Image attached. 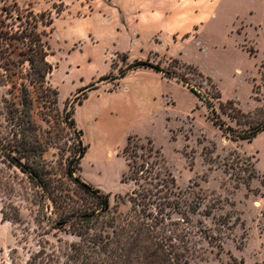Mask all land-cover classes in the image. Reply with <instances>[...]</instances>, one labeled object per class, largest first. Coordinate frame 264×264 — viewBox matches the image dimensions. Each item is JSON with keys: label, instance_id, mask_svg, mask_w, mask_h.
Segmentation results:
<instances>
[{"label": "rangeland", "instance_id": "obj_1", "mask_svg": "<svg viewBox=\"0 0 264 264\" xmlns=\"http://www.w3.org/2000/svg\"><path fill=\"white\" fill-rule=\"evenodd\" d=\"M17 1L24 12H47L53 19L51 27L40 28L54 67L48 82L59 91L61 109L83 101L75 105V119L88 151L76 176L108 194L111 210L92 215L96 201L80 190L66 209L64 203L54 205L16 166V127L6 120L5 103L15 98L10 87L0 85V263L81 264L83 258L72 261L71 244L91 255L93 238L112 235L115 226L124 225L120 219H132L129 196L139 188L122 182L127 172L122 151L128 136L137 135L161 151L183 206L201 204L192 216L194 230L215 237L197 238L198 257L191 264H264V131L251 142L226 138L208 119L205 103L209 99L220 113L219 101H232L249 114L241 124L220 114L237 132L264 120V0H154L150 9H184L189 13L184 19L201 17L190 34H185L189 20L178 33L176 21L171 23L164 29L168 37L138 17L147 0ZM135 61L160 65L175 78L138 69L120 79ZM88 87L83 99L81 89ZM35 122L44 143L49 127L38 115ZM63 140L60 149L49 146L43 155L59 177L69 156L63 150L70 144ZM252 171L257 178L247 188L242 183ZM83 212L91 216L79 218Z\"/></svg>", "mask_w": 264, "mask_h": 264}, {"label": "trees", "instance_id": "obj_2", "mask_svg": "<svg viewBox=\"0 0 264 264\" xmlns=\"http://www.w3.org/2000/svg\"><path fill=\"white\" fill-rule=\"evenodd\" d=\"M0 2L4 4L0 8V85L10 87L9 94L15 99L18 98L5 100L6 120L16 127L13 133L16 142L14 151L18 155L16 166L54 205L61 202L66 209L67 204L73 201L72 194L80 190L96 201L97 210L92 212V215L98 210L101 213H109V195L76 176L82 170V160L88 151V146L83 141V131L77 127L75 119V105H82L83 101L77 98L74 103L67 102L61 109L59 91L48 82L54 67L48 60L49 44L45 40L47 33L40 28L53 25L51 15L47 12L37 14L30 10L24 12L17 0ZM127 60L126 56L124 61ZM182 66L193 70L191 66ZM138 69H152L168 78H175L176 75L163 70L160 65L135 61L127 70L122 71L120 79ZM178 81L202 100L183 78H178ZM89 89L90 87L81 89L83 99L87 98L86 92ZM216 98L220 100L221 96ZM219 102L220 113L209 99L205 100L208 119L224 137L251 142L264 131V120L249 124L248 130H233L222 120L220 114L227 115L238 124H241L242 119L249 118V114L244 113L232 101ZM37 115L49 127L45 131L47 138L44 143L39 138V127L35 122ZM63 138H67L70 144L63 150L69 153V156L66 157V167L59 177L43 160V155L49 146L58 147V143L64 141ZM122 155L127 166L122 182L131 181L139 188L129 196L133 218L120 219L119 222L124 225L119 230L115 226L112 235L100 234L93 238L94 251L91 255H87L81 245L71 244L72 261L76 263L83 258L81 264L85 260L88 261L86 264H191V260L198 257L197 238L201 236L209 242L215 239L207 230H194L192 216L199 214L201 204L190 209L183 206L181 195L176 192L175 178L167 169L161 151L154 147L150 139L144 142L137 135L128 136ZM22 160H25V163H22ZM255 178L257 175L252 171L242 184L248 188ZM63 179L68 181L72 188H63ZM174 215L179 216V220H173ZM211 215L212 211L208 210L206 216ZM90 216L91 214L83 212L79 218L86 220ZM116 221L117 219L114 223ZM73 233L84 239L80 232Z\"/></svg>", "mask_w": 264, "mask_h": 264}, {"label": "crops", "instance_id": "obj_3", "mask_svg": "<svg viewBox=\"0 0 264 264\" xmlns=\"http://www.w3.org/2000/svg\"><path fill=\"white\" fill-rule=\"evenodd\" d=\"M154 0H147L148 4L145 5V8H147L146 10L140 11L138 14V17L140 18V20L142 21H147L149 23H151V25L153 24V22L156 25H152V27H157L158 31L157 33H159L160 35H164L165 37H168V33L166 31H164L165 28H169L171 26V23L173 24L176 21V25L173 24L172 26L174 28H177V31H175V33L179 32V27H182V25L189 20V24H187V32H185V34H190L189 30H192L194 27H200L201 26V17L199 16L198 13H196V17L193 18V16L191 15L189 17V19H184L183 17H185V15H188L184 9L180 10V11H157L155 9H150V6L152 5ZM164 14V15H163ZM165 16V17H163ZM183 28V27H182ZM161 29V31H160Z\"/></svg>", "mask_w": 264, "mask_h": 264}]
</instances>
